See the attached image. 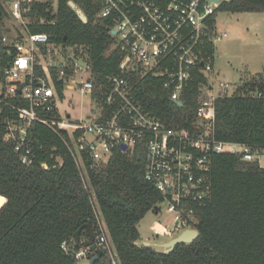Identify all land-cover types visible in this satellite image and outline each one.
Returning <instances> with one entry per match:
<instances>
[{
    "label": "trees",
    "instance_id": "obj_1",
    "mask_svg": "<svg viewBox=\"0 0 264 264\" xmlns=\"http://www.w3.org/2000/svg\"><path fill=\"white\" fill-rule=\"evenodd\" d=\"M7 0H0L2 18L8 19ZM70 1L87 16L84 22ZM98 0H42L31 16L54 18L55 25H31L32 32H49L54 41L84 46L93 61L94 77L105 88L109 75H122L134 98L169 129L192 130L196 124L200 85L207 83L201 66L185 90L182 103L170 98L164 80L142 74L129 53L115 44L107 19L98 18ZM264 12V0H224L218 12ZM3 25V21L1 22ZM6 33H10L8 28ZM0 35V58L9 44ZM204 52L214 53L207 43ZM200 69V71H199ZM264 72L243 80L240 94L216 100L215 135L218 140L264 145ZM0 122V264H80L75 252L87 245L88 224L95 228L97 212L107 227L117 264H264V170L238 155L214 154L206 179L210 196L194 205L189 218L199 230L190 243L171 251L139 245V222L162 200V193L146 178V148L127 152L117 148L101 170H89L94 197L85 187L75 159L63 138L47 126L34 123L30 141L35 162L25 165L4 141ZM66 136V132L62 133ZM57 158L61 160L57 162ZM82 228L80 246L75 233ZM68 244V251L63 247ZM103 255L90 264H108ZM90 260V259H89ZM113 264V263H111Z\"/></svg>",
    "mask_w": 264,
    "mask_h": 264
},
{
    "label": "built area",
    "instance_id": "obj_2",
    "mask_svg": "<svg viewBox=\"0 0 264 264\" xmlns=\"http://www.w3.org/2000/svg\"><path fill=\"white\" fill-rule=\"evenodd\" d=\"M40 1L5 2L13 24L9 34L2 31V40L9 45L7 57L0 58V122L4 141L14 147L23 164L35 162L31 129L34 123L43 124L63 138L94 197L89 170H101L117 148L127 152L143 144L146 178L163 195L156 213L165 210L174 215L172 227L158 220L151 229L169 236L197 229L189 218L195 216L194 205L210 196L206 176L214 154L238 155L264 170V145L222 141L215 135L217 98L239 95L243 83L233 87L217 81L215 45L229 33L219 32L217 20L213 24L211 19L224 0H98V18L110 22L115 44L129 53L126 65L163 79L173 101L182 103L202 67L207 83L200 85L196 124L182 131L169 129L150 114L122 75H109L105 88L100 87L84 46L54 41L49 32H32L31 25L56 23L54 13L52 18L30 15ZM207 43L214 46L212 55L204 52ZM251 94L264 97L263 92ZM93 230L98 247L104 245L117 264L100 212ZM63 247L68 251L66 242ZM94 252L83 245L74 254L81 261Z\"/></svg>",
    "mask_w": 264,
    "mask_h": 264
},
{
    "label": "rangeland",
    "instance_id": "obj_3",
    "mask_svg": "<svg viewBox=\"0 0 264 264\" xmlns=\"http://www.w3.org/2000/svg\"><path fill=\"white\" fill-rule=\"evenodd\" d=\"M216 20L219 32L229 33L228 38L215 45L217 81L222 80L235 87L241 81L264 72V12H218ZM2 21L5 32L13 22L11 17L9 20L2 18ZM1 87L0 82V89ZM158 220L172 227L174 215L165 210L162 213L150 210L138 224L141 234L137 242L139 245L149 242L155 249L163 251L165 248L162 245L178 235L155 234L151 225ZM79 263L90 264V260L82 259Z\"/></svg>",
    "mask_w": 264,
    "mask_h": 264
},
{
    "label": "water",
    "instance_id": "obj_4",
    "mask_svg": "<svg viewBox=\"0 0 264 264\" xmlns=\"http://www.w3.org/2000/svg\"><path fill=\"white\" fill-rule=\"evenodd\" d=\"M214 3H219L223 0H210ZM70 5L72 8H74L76 10V12L78 13V15L80 16V18L84 21L87 22V16L85 15V13L83 12L82 9H80L76 3H74L73 1H70ZM1 20H2V12L0 11V35L2 34V25H1ZM126 66V62L123 64V67ZM180 104V103H179ZM123 149H126V146L123 145ZM2 203V202H1ZM89 230L90 233V240L87 243V245L91 246V248L95 251L92 256L90 257V261L91 262H95L96 260H98L102 255H103V250L101 248L98 247L97 245V236L92 228V226L90 224H88L86 226ZM82 232V228H80L76 233H75V242L78 246H80V235ZM199 236V230L198 229H188L184 232H182L180 235L173 237L170 241H168L167 243L163 244L162 246L165 248V252H171L176 245L178 244H182V243H190L193 242L197 237ZM147 246H151V244L149 242H147V244H145ZM107 257V261L108 264L112 263L113 260V256L110 253L106 254Z\"/></svg>",
    "mask_w": 264,
    "mask_h": 264
},
{
    "label": "crops",
    "instance_id": "obj_5",
    "mask_svg": "<svg viewBox=\"0 0 264 264\" xmlns=\"http://www.w3.org/2000/svg\"><path fill=\"white\" fill-rule=\"evenodd\" d=\"M2 25V24H1ZM2 30L4 31V26L2 25ZM145 244H147V242L145 243Z\"/></svg>",
    "mask_w": 264,
    "mask_h": 264
}]
</instances>
